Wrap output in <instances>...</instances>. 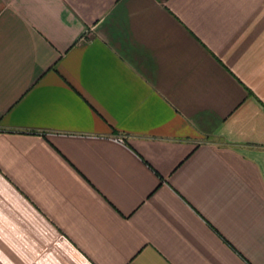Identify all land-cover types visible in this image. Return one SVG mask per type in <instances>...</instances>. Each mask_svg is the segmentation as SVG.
I'll return each mask as SVG.
<instances>
[{"label": "crops", "instance_id": "1", "mask_svg": "<svg viewBox=\"0 0 264 264\" xmlns=\"http://www.w3.org/2000/svg\"><path fill=\"white\" fill-rule=\"evenodd\" d=\"M0 264H264V0H0Z\"/></svg>", "mask_w": 264, "mask_h": 264}]
</instances>
